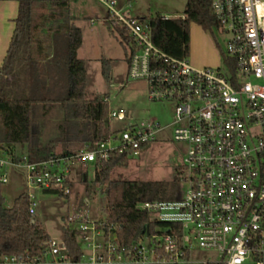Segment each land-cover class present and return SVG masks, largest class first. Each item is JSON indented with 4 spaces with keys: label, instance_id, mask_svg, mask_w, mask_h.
<instances>
[{
    "label": "built area",
    "instance_id": "built-area-1",
    "mask_svg": "<svg viewBox=\"0 0 264 264\" xmlns=\"http://www.w3.org/2000/svg\"><path fill=\"white\" fill-rule=\"evenodd\" d=\"M98 1L127 30L129 77L146 82L151 100L174 103V121L132 123L93 147L46 160L0 155V167L23 170L30 184L69 196L70 163L106 160L112 151L137 156L173 128L174 140L186 148L178 164L180 197L139 203L137 208L159 224L153 230L147 226L127 246L105 217L92 218L83 203L68 216L78 223L71 229L82 243L78 263L179 264L197 246L218 252L215 264H264V0H212L225 42L217 68H198L187 56L167 53L154 43L149 20L125 14L119 0ZM108 117L121 121L125 113L111 110ZM0 181L7 182V176ZM28 195L34 216L35 195ZM45 248L43 264H49V256L53 264L72 263L66 251L58 256L63 241L50 237ZM32 262L0 255V264Z\"/></svg>",
    "mask_w": 264,
    "mask_h": 264
},
{
    "label": "trees",
    "instance_id": "trees-1",
    "mask_svg": "<svg viewBox=\"0 0 264 264\" xmlns=\"http://www.w3.org/2000/svg\"><path fill=\"white\" fill-rule=\"evenodd\" d=\"M16 1L15 28L0 67V152L16 160L26 155L31 161L76 152L66 150L58 155L54 151L55 142L43 140L44 118L54 105L67 108L76 118L91 123L89 144L93 147L110 133L104 117L107 97H86L85 65L78 57L83 35L71 12V0ZM211 4L212 0H187L184 17L152 16L149 22L154 43L173 56H187L191 21L204 29L218 28ZM103 21L110 31L127 35L126 28L108 12ZM107 64L103 61L105 76L109 74ZM38 108L42 110L40 116ZM129 160L126 153L112 151L108 159L94 162L93 178V183L106 191L105 222L125 246L141 238L147 226L153 230L159 224L137 208L139 203L180 197L178 170L168 181L113 178V171L126 167ZM1 183L0 255H22L34 260L32 264H43L45 243L50 235L30 214L28 192L18 195L13 205L6 207ZM63 245L70 262L78 263L82 250L73 230L64 229Z\"/></svg>",
    "mask_w": 264,
    "mask_h": 264
},
{
    "label": "rangeland",
    "instance_id": "rangeland-1",
    "mask_svg": "<svg viewBox=\"0 0 264 264\" xmlns=\"http://www.w3.org/2000/svg\"><path fill=\"white\" fill-rule=\"evenodd\" d=\"M90 2L93 9L100 16L91 21L87 16V9L70 2V9L75 17L76 24L81 28L83 42L78 50V57L84 61L86 72V97L91 99L96 95L107 97L105 119L110 131H121L128 125L137 122H158L161 125L174 121L175 106L169 101L151 100L148 87L144 80L131 79L128 75V49L127 35L121 36L117 31H110L103 21L102 13L105 7L98 0H78ZM127 7L124 13L139 15L149 20L152 16L161 14L167 18L184 16L187 0H122ZM129 4V5H128ZM190 43L187 58L195 67H213L222 65V52L225 51V42L222 32L214 28L204 29L198 23L191 21L189 24ZM103 61H107L108 76L103 75ZM111 110H122L124 120L109 119ZM42 110L38 108V114ZM67 119V121L65 120ZM46 121L43 140H53L56 147L54 151L60 155L66 150H78L90 143L89 136L91 123L87 119H78L68 112L67 108L59 105L50 107L45 116ZM63 129H61V127ZM173 128L168 133H161L137 156L130 158L126 167H118L113 173V178L138 179V180H172L178 170L181 155L185 152V145L173 138ZM113 142L112 144H116ZM0 155H4L0 152ZM68 178L71 184L69 196L58 192H47L42 188L30 184L23 170L0 167V177L7 176L8 181L1 183L4 205L11 207L15 198L26 191L34 193L36 207L34 218L46 232L59 242L64 239V229H75L78 223L68 220L80 205H86V213L92 218H103L104 207L107 204L106 191L93 183L95 163L73 162L69 164ZM186 185L181 184V189ZM88 199V204L86 200ZM82 245V243H80ZM64 249L58 255H65ZM86 257L83 255L81 262ZM220 260V255L215 251H205L195 246L190 257L184 258L179 264H202L211 261L212 264ZM48 263H54V257H48ZM80 264V263H68ZM127 264V263H123ZM140 264V263H132ZM166 264V263H162Z\"/></svg>",
    "mask_w": 264,
    "mask_h": 264
},
{
    "label": "crops",
    "instance_id": "crops-1",
    "mask_svg": "<svg viewBox=\"0 0 264 264\" xmlns=\"http://www.w3.org/2000/svg\"><path fill=\"white\" fill-rule=\"evenodd\" d=\"M74 1L76 5L78 6L80 5L88 10L86 11L87 12L86 14L91 19V21H93L94 18L100 16L101 13H98L96 10H94L90 2L89 3L80 2L81 4H79L78 0H74ZM121 1L122 0H119L120 6L126 9L127 5L126 4L121 5L122 3ZM128 3H132V0H128ZM106 12L107 11L105 8V11L102 13L103 17L106 14ZM17 13H18V2L16 0H0V67L3 64V60L6 56L9 43L13 34V30L15 28V18L17 17ZM133 16L141 17L139 15H133Z\"/></svg>",
    "mask_w": 264,
    "mask_h": 264
},
{
    "label": "flooded vegetation",
    "instance_id": "flooded-vegetation-1",
    "mask_svg": "<svg viewBox=\"0 0 264 264\" xmlns=\"http://www.w3.org/2000/svg\"><path fill=\"white\" fill-rule=\"evenodd\" d=\"M182 157H183V155H181V157H180V158L182 159ZM180 161H181V160H180Z\"/></svg>",
    "mask_w": 264,
    "mask_h": 264
}]
</instances>
